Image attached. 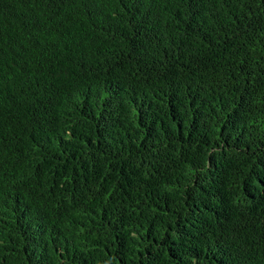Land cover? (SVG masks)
Segmentation results:
<instances>
[{
	"label": "trees",
	"instance_id": "obj_1",
	"mask_svg": "<svg viewBox=\"0 0 264 264\" xmlns=\"http://www.w3.org/2000/svg\"><path fill=\"white\" fill-rule=\"evenodd\" d=\"M0 264H264V0H0Z\"/></svg>",
	"mask_w": 264,
	"mask_h": 264
}]
</instances>
